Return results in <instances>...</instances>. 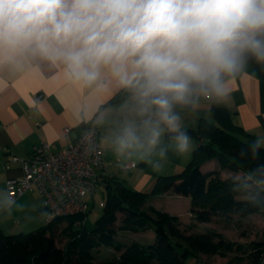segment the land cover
I'll return each instance as SVG.
<instances>
[{"label": "clouds", "instance_id": "obj_1", "mask_svg": "<svg viewBox=\"0 0 264 264\" xmlns=\"http://www.w3.org/2000/svg\"><path fill=\"white\" fill-rule=\"evenodd\" d=\"M22 57L85 85L107 70L133 94L115 152L166 160L165 136L179 155L191 148L178 108L225 102L250 60L264 64V0H0V65Z\"/></svg>", "mask_w": 264, "mask_h": 264}, {"label": "trees", "instance_id": "obj_2", "mask_svg": "<svg viewBox=\"0 0 264 264\" xmlns=\"http://www.w3.org/2000/svg\"><path fill=\"white\" fill-rule=\"evenodd\" d=\"M247 64L264 80V64L254 60ZM210 115L199 117L194 127H183L197 145L181 172L156 175L148 193L132 189L114 175L102 172L98 183L103 185V213L92 228L87 229L85 221L77 225V221L82 222L87 216L77 214L57 217L31 232L6 234L0 230V264H190L189 260L195 258L193 250L225 255L234 243L221 236L215 241L214 231L184 235L178 227L177 215L153 205L143 208L149 196L156 194L190 197L191 212L201 222H208L215 215L238 211L248 214L264 208L262 193L250 200L236 199L238 180L221 178L218 169L202 170L203 164L217 161L220 168L242 171L264 189V169H259L264 165V146L256 155L252 153L253 135L232 121L225 106L213 105ZM63 220L67 226L59 231L58 223ZM147 229L154 232V240L146 245L138 242L126 245L116 239L119 231ZM100 246H111L120 253L117 257L96 260L95 250ZM188 247L195 249L190 252Z\"/></svg>", "mask_w": 264, "mask_h": 264}, {"label": "crops", "instance_id": "obj_3", "mask_svg": "<svg viewBox=\"0 0 264 264\" xmlns=\"http://www.w3.org/2000/svg\"><path fill=\"white\" fill-rule=\"evenodd\" d=\"M230 89L225 102L201 97L197 106L178 108L177 111L182 114L183 110L197 108L210 118L213 105L225 106L232 114V121L264 146V80L246 64L230 81ZM132 95V90L119 85L107 70L97 82L85 85L70 79L63 66L39 57H22L0 65V230L6 234L26 228L35 230L43 221L35 215L36 212L43 213V200L36 188L26 191L14 203H8L6 180L22 175L20 161L12 157L28 158L33 147L45 141L53 144V150L62 149L91 123L96 125L100 144L101 139L112 142L116 127L120 125L119 110L133 102ZM198 118L193 120L194 125ZM196 145L197 142L192 150ZM101 146L106 158L111 159L109 149ZM203 166V171L215 169H204ZM143 178L145 181L150 175L144 173ZM141 188V185L136 187L137 190ZM184 197L190 202V197ZM25 207L34 223H24L26 214L22 210ZM189 212L191 214V208ZM175 215L181 217L180 213ZM16 217L22 221L18 222Z\"/></svg>", "mask_w": 264, "mask_h": 264}, {"label": "rangeland", "instance_id": "obj_4", "mask_svg": "<svg viewBox=\"0 0 264 264\" xmlns=\"http://www.w3.org/2000/svg\"><path fill=\"white\" fill-rule=\"evenodd\" d=\"M181 113V112H180ZM181 115L182 127H194V119L199 116L207 117V113L202 110L193 109V110H183ZM209 118V117H207ZM119 126V125H118ZM118 126L116 127L118 129ZM191 148L190 151L179 155L175 151L174 142L170 139H163V145L167 147V158L166 160H161L155 154H128L121 153L117 154L114 149V145L111 141H106L101 139V144L109 149L110 156H113L111 161L120 159L122 161L131 160L135 161L137 165L130 169H120L113 168L110 165L107 167V171L111 175H114L116 179L123 182L126 186L136 189L137 186L141 185V190L143 192H150L154 186L155 176L156 175H168L181 172L188 162L191 159V152L193 146L196 144L194 138L190 137ZM169 162L171 163L169 165ZM144 163V164H143ZM159 163L162 167L159 170H156L155 165ZM204 169L215 167L219 170V176L221 178L232 177L235 180H238V192L235 194L236 199L240 200H250L255 195H264V189L257 184H254L250 181V178L247 174L242 171L233 172L229 169L220 168L217 161H210L208 164H205ZM144 173L149 174L150 178L144 181ZM89 209L87 211V216L85 218V226L87 229H90L94 226L95 222L102 215L103 211V185L97 183L95 190L92 195H89ZM186 198L181 195L174 194H156L150 195L149 200L145 202L143 208L147 209L149 205H154L157 209L167 211L171 214L180 213L181 219L178 223V227L184 235H190L194 233H201L207 230H212L216 233L214 238L217 241L222 237L226 241H231L234 243L232 250L224 252L225 255L219 253H207L200 250H193L195 248L188 247L189 251L193 250L195 258L189 260L190 264H251L252 261L258 258V249L260 243H264V208L258 211L250 212L248 214H241V211L231 212L230 214L224 215H215L212 216L211 220L208 222L198 221L194 214L189 212L190 202H186ZM152 203V204H150ZM40 204V203H39ZM26 214V220L24 223H34V220H30L28 209L25 207L22 210ZM35 215L42 217V225L45 224L44 213L36 212ZM226 215V216H225ZM118 221H120L121 214H118ZM35 217V216H33ZM32 217V218H33ZM18 222L22 220L19 217H16ZM41 225V226H42ZM67 226V221L63 220L58 223L59 231L63 230ZM40 225L36 228H39ZM34 229L26 228L24 231H15L18 232H31ZM36 230V229H35ZM117 241L124 243L126 245L131 242H138L140 244L146 245L151 243L154 240V232L151 229L143 231H119L116 236ZM237 245L241 247L237 248ZM118 253L111 246H100L95 250V259L102 260L106 258L117 257ZM258 253V254H257Z\"/></svg>", "mask_w": 264, "mask_h": 264}, {"label": "built area", "instance_id": "obj_5", "mask_svg": "<svg viewBox=\"0 0 264 264\" xmlns=\"http://www.w3.org/2000/svg\"><path fill=\"white\" fill-rule=\"evenodd\" d=\"M97 134L96 125L91 123L62 149L53 150V144L45 141L35 145L28 158L14 155L13 160L21 163L22 175L6 180L9 200L15 201L34 187L43 200L45 222L61 216L87 214V197L92 195L100 174L109 165L125 170L137 165L131 160L107 159ZM85 218L76 224L83 223ZM254 264H264V245Z\"/></svg>", "mask_w": 264, "mask_h": 264}]
</instances>
